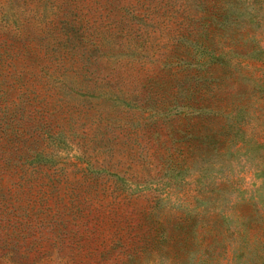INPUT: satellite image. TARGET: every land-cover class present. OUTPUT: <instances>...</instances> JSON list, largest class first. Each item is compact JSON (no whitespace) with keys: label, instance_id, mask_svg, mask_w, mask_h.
Here are the masks:
<instances>
[{"label":"rangeland","instance_id":"374dc122","mask_svg":"<svg viewBox=\"0 0 264 264\" xmlns=\"http://www.w3.org/2000/svg\"><path fill=\"white\" fill-rule=\"evenodd\" d=\"M0 264H264V0H0Z\"/></svg>","mask_w":264,"mask_h":264},{"label":"trees","instance_id":"16d2710c","mask_svg":"<svg viewBox=\"0 0 264 264\" xmlns=\"http://www.w3.org/2000/svg\"><path fill=\"white\" fill-rule=\"evenodd\" d=\"M138 16H132V20H138ZM216 19H214L215 23L217 25H223L225 23L224 20L229 19L227 13L225 14V17L223 18L222 21H218L217 18H221V16H215ZM137 25V24H136ZM140 30L136 29L133 30L132 27H128L127 24L125 25H121V38H124L126 36V34H130L131 36L134 35L138 38L141 37V34H138ZM206 44L204 42L198 43V47L201 49V51H204ZM234 54H236L234 51L232 52ZM237 56H240V54H237ZM120 57H127L130 58V56L126 55H122ZM121 59V58H120ZM120 59H116L115 62L112 64L111 68L105 72H103L102 74H99V76L97 77V81L96 83L98 84L97 88L94 89L93 91L89 92L88 94L92 97L95 94H98V96L100 98H103V100L105 101H109V102H128L130 101L129 98H125L124 96L121 95H110L104 91H102L105 88L108 87H115L119 84H122L125 81V77L123 76V74L121 75L120 71L122 70V64H120ZM88 61H91V58L89 57L87 59ZM118 64H120L118 66ZM213 65L215 64H224V60H221L220 58L218 60H214ZM105 73V74H104Z\"/></svg>","mask_w":264,"mask_h":264}]
</instances>
